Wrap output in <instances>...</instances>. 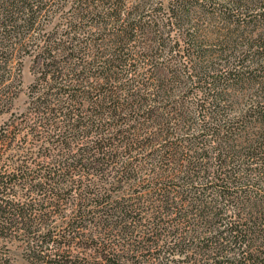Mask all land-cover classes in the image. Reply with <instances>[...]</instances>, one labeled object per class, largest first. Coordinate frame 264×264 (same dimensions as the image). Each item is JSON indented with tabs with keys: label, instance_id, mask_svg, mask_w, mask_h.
<instances>
[{
	"label": "trees",
	"instance_id": "1",
	"mask_svg": "<svg viewBox=\"0 0 264 264\" xmlns=\"http://www.w3.org/2000/svg\"><path fill=\"white\" fill-rule=\"evenodd\" d=\"M25 56L0 145L25 131L44 162L0 160V239L35 264H264V0H0V112Z\"/></svg>",
	"mask_w": 264,
	"mask_h": 264
},
{
	"label": "rangeland",
	"instance_id": "2",
	"mask_svg": "<svg viewBox=\"0 0 264 264\" xmlns=\"http://www.w3.org/2000/svg\"><path fill=\"white\" fill-rule=\"evenodd\" d=\"M59 20L56 19L51 23L47 30H55ZM217 24V23H214ZM209 25L203 26V28H208ZM217 25L211 26V29H215ZM17 63V61L15 62ZM18 65V64H17ZM22 72H21V85L17 88V96L14 100L11 108H4L0 112V127H6L7 123L21 122V120L26 119V113L29 103V94L31 91V86L35 82L38 73V65L35 63L34 57L25 56L22 60ZM250 89V88H249ZM248 89V90H249ZM26 132L24 131L19 135L17 140L13 143L11 148L4 147L0 145V160H31L36 162H44V158L39 155V150L23 152L19 149L24 140ZM31 138V137H28ZM31 146L28 144V147ZM37 197V196H33ZM0 264H35L32 260L28 259V255L25 252L23 245L17 240H3L0 239Z\"/></svg>",
	"mask_w": 264,
	"mask_h": 264
}]
</instances>
